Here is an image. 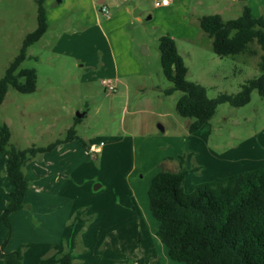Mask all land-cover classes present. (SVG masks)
<instances>
[{
  "label": "rangeland",
  "instance_id": "1",
  "mask_svg": "<svg viewBox=\"0 0 264 264\" xmlns=\"http://www.w3.org/2000/svg\"><path fill=\"white\" fill-rule=\"evenodd\" d=\"M97 1L45 0L48 29L21 64L36 69V90L10 87L0 105V122L10 127L12 145L44 147L64 139L75 126L90 147H99L89 153L74 139L59 144L66 146L60 152H45L55 163L53 177L46 176L49 171L41 174L47 178L40 184L30 173L26 204L15 218L18 248L27 244L25 253L31 245L33 255L44 260L40 264H48L51 255L41 242L54 225L68 238L75 264H136L137 258L154 253L166 264L167 247L157 236L160 222L149 207L153 177L162 163L174 169L183 157L188 170L184 188L190 192L204 181L264 168V94L254 89L250 101L239 107L220 104L208 124L190 133L191 119L176 111L181 92L165 94L172 82L160 57V37L167 33L159 25L164 23L147 19L149 14L140 22H110ZM193 3L197 15L220 13L228 20L239 17L248 0ZM37 24L35 0H0V78ZM199 30L191 39L176 41L188 78L203 84L209 96L237 93L259 75L260 57H221L212 38ZM103 79L115 90L108 91ZM78 112L85 115L76 122ZM61 152L68 154L61 158ZM43 153L27 162L29 172ZM56 174L67 179L61 188L50 180ZM0 193V204H5L8 191L2 184ZM48 193L49 199L44 197Z\"/></svg>",
  "mask_w": 264,
  "mask_h": 264
},
{
  "label": "trees",
  "instance_id": "2",
  "mask_svg": "<svg viewBox=\"0 0 264 264\" xmlns=\"http://www.w3.org/2000/svg\"><path fill=\"white\" fill-rule=\"evenodd\" d=\"M35 1L37 27L25 35L19 53L0 78V105L10 87L23 93L36 90V69L21 67L28 57V48L48 29L45 0ZM199 23L212 38L213 50L221 57L242 52L253 40L261 46L263 54L257 63L259 75L244 83L239 92H223L211 97L203 84L188 78L189 69L177 41L169 34L160 37L163 73L172 82L165 94L181 92L176 111L191 119L190 133L208 124L220 104L239 107L250 101L254 89L264 94V13L254 17L246 6L237 18L226 20L218 13L205 14L199 17ZM75 120L78 122L81 118ZM11 135L10 127L0 122V151L6 156L7 173L13 185L0 214L8 228V236L0 248V259L4 264H24L23 248L27 244L13 251H6L5 244L12 232L11 214L25 206L29 188L25 165L37 154L52 150L63 142L75 139L85 145L89 153L91 147L77 134L75 126L68 129L64 139L44 147H17L11 144ZM184 162L180 157L178 167L174 169L162 163L148 190L150 211L160 222L157 236L167 247L169 258L184 264H264V168L204 181L187 192L184 181L188 170ZM58 264H75L73 254L63 252Z\"/></svg>",
  "mask_w": 264,
  "mask_h": 264
},
{
  "label": "crops",
  "instance_id": "3",
  "mask_svg": "<svg viewBox=\"0 0 264 264\" xmlns=\"http://www.w3.org/2000/svg\"><path fill=\"white\" fill-rule=\"evenodd\" d=\"M92 1L94 2L95 0H92ZM97 2L99 3L97 8L100 10L101 13H103L100 8L101 5H105L109 9L110 16L108 17L104 13L103 15L109 18L110 22L120 21V23L123 25L127 24L128 22L130 23L131 22L134 23L135 21L140 22L142 21V18L146 14H149L147 19H154L156 17L157 19L160 18V20L164 23V25H159V26L163 29L164 32L171 35L175 40H177V38L191 39L194 36H196L200 31L199 30V26H200L199 17L202 16L203 14L197 15V12H196L197 4L194 5L195 3H193V0H171L170 3L165 6H156L155 0H98ZM246 6L250 8L251 13L254 17H258L262 14V11L260 10L264 6V0H256L255 2H253V0L252 1L248 0V4H246L244 7ZM46 18L48 21L47 13H46ZM262 54H263V50L261 46L258 44L256 40H253L247 44L246 48L242 52L238 54H234V55H228V56H242L244 57V59L249 61L252 57L253 58L255 57L258 59ZM189 123L190 122H188V124ZM64 147L60 148L58 145L54 149H58V151L60 152L63 150ZM54 149H52L51 151H53ZM91 150L93 152L94 151L97 152L99 150V147L93 144L91 146ZM67 154L68 153L64 154V152H61V158H63V156H66ZM47 159H51V156H48V154L44 152L41 159L33 162V167H32L33 172H29V170H27L28 165L27 166L25 165L26 170L24 172H25V177L28 180V182H30L29 180L32 177V176L30 177V173L37 175V177L39 178L37 182L40 184L44 183V180H45L44 178L53 177L54 170L51 169V167L54 168L55 163ZM48 171L50 173L46 175V172ZM44 173L47 177L45 175H44L45 177L44 176H42V178L39 177L41 176V174H44ZM0 174H2L0 175V184L5 186V189L7 188V191H8V193H5L4 195L5 204L1 203L2 208L4 210L9 200V194L13 188V185L7 173V159L6 157H3L1 155H0ZM58 174H56L53 179L50 178V180L54 181V185L61 184V186L58 185L61 188L63 182H66L67 179L62 180V178H60ZM4 179H5V183H4ZM43 188H44L43 186H39L40 190L39 189L37 190V193L40 194L41 196L43 195V192H42L44 190ZM53 188H55V186H52V189ZM27 192L25 194V204H26ZM1 195L3 196V193L2 194L0 193V196ZM54 195L56 198H58L57 195H60V194H54ZM49 196L52 197L51 193L44 194V197L48 199H49ZM18 211L13 212L10 216V219H12L13 224L11 223L12 232H11V235L7 243L5 244L6 251H13V250L18 249V246L20 244V240L16 238V232H15V228H16L15 218L18 215H20V214H17ZM4 227H6L5 224L4 226L0 224V248L3 246L8 236V229L7 227L6 228ZM29 229H30V226H29ZM58 230L59 231H57L54 225L49 226L45 234L46 239L45 241L41 242V244L46 243L45 244L47 245L46 250L51 255L48 259V262H47L48 264H58L60 255L63 252L69 251L67 250V248H69L68 238L62 232L63 229L61 230L60 228H58ZM31 247L32 246L29 245V248L24 253V264H40L44 260L41 259L40 254H37L36 256L33 255ZM156 254L155 253L148 254L147 257L142 256L140 257V259L137 258L136 260L138 261L135 263L136 264H163L160 260V256H156ZM29 256H30V259H29ZM171 261L173 260L170 259V262H166V264H172ZM0 264H4L3 260L1 259H0Z\"/></svg>",
  "mask_w": 264,
  "mask_h": 264
},
{
  "label": "built area",
  "instance_id": "4",
  "mask_svg": "<svg viewBox=\"0 0 264 264\" xmlns=\"http://www.w3.org/2000/svg\"><path fill=\"white\" fill-rule=\"evenodd\" d=\"M171 0H155V5L156 6H165L168 5L170 3ZM101 11L106 15V16H110V11L109 9L105 6V5H101L100 6ZM102 84L107 88L108 91H114L115 87L114 85L108 81L107 79H103L102 80Z\"/></svg>",
  "mask_w": 264,
  "mask_h": 264
},
{
  "label": "water",
  "instance_id": "5",
  "mask_svg": "<svg viewBox=\"0 0 264 264\" xmlns=\"http://www.w3.org/2000/svg\"><path fill=\"white\" fill-rule=\"evenodd\" d=\"M85 113H82V112H78L77 113V117L81 118L84 116ZM96 188H98V186H96Z\"/></svg>",
  "mask_w": 264,
  "mask_h": 264
}]
</instances>
